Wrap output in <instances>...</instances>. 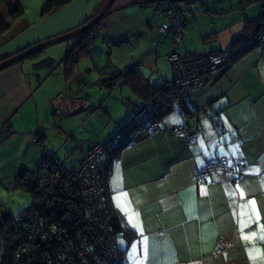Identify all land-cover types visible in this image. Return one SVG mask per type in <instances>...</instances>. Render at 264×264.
I'll return each instance as SVG.
<instances>
[{
	"label": "crops",
	"instance_id": "1",
	"mask_svg": "<svg viewBox=\"0 0 264 264\" xmlns=\"http://www.w3.org/2000/svg\"><path fill=\"white\" fill-rule=\"evenodd\" d=\"M104 1L71 0L49 15L64 16L67 25L57 30L64 33L97 13ZM238 3L241 0H226L227 6L223 2L212 5L211 0L188 3L185 0L174 3L173 0H114L99 23L98 39L72 72H64L61 59L57 63L61 76L54 75L59 83L52 93L48 87L51 75L39 72L35 78L36 70L26 71L24 60L1 69L0 127L7 122L14 134L0 146V191L16 190L18 171L32 170L39 164L41 151L28 133L44 135V151L48 154L57 157L74 154L80 158L83 152L75 141L78 129L86 126L96 112L105 113L112 125L122 117L117 116L116 120L102 109L105 97L102 99L101 92L94 98L96 102H91L92 97L83 91L86 69L94 66L99 73L133 67L153 84L169 81L172 70L164 54L173 47L174 29L180 35L177 48L184 57L194 58L210 51L229 52L260 13L257 2L246 7L241 3V8ZM173 4L178 13L172 28L159 36L157 27L163 16L158 11ZM13 24L21 25L12 31ZM22 27V22L13 21L0 35V58L57 33L46 35L38 29ZM262 46L264 40L225 68L204 76L201 84L189 93L181 91L191 112L182 116L178 104L170 102L174 110L159 121L163 132H144L138 128L127 134L129 141L124 137L125 132L122 139L112 140L120 127L130 122L133 110L128 109L127 122L95 143L106 144L112 140L110 152L118 146L110 153L107 185L110 204L122 228V232H117L121 264H264V240L260 239L261 226H264ZM101 51L112 69L96 68L94 56ZM83 58L92 63L85 70ZM92 82L101 88L95 80ZM121 87L131 92L127 86ZM59 95H63L64 101L59 107L60 114L56 115L55 99ZM135 98L138 101L133 102L135 106L151 109L150 103ZM185 123L188 129L200 130L190 143L171 133L173 125ZM55 131L71 140L63 155L59 152L61 146L51 145V138L57 135ZM121 141H125L123 146H119ZM216 157H225L230 165L242 163L241 179L233 181L232 173L215 170L204 182L196 181L197 171ZM124 231H134L135 236L127 240ZM244 236L248 239H243ZM221 241L229 247L215 254Z\"/></svg>",
	"mask_w": 264,
	"mask_h": 264
},
{
	"label": "trees",
	"instance_id": "2",
	"mask_svg": "<svg viewBox=\"0 0 264 264\" xmlns=\"http://www.w3.org/2000/svg\"><path fill=\"white\" fill-rule=\"evenodd\" d=\"M174 1L176 0H173V3ZM185 1L188 3L191 0H185ZM0 2H2L11 20L20 18L23 15L24 9L22 7L20 0H0ZM70 2L71 0H45L41 6L40 14L41 16H45V15L47 16L51 13L56 12L60 8L65 7ZM253 2H257L260 5L259 17L262 18V21H264V3H262V1L241 0V3H243L242 6H245V7L247 6V4H250ZM241 3H238L240 8L242 7L240 5ZM167 10L168 8L167 9L164 8V9H161V11H158V13H160L163 16V21L165 18L164 16L165 11ZM95 14L96 12L93 13L90 17L85 18L74 29H77L83 24H85L92 17H94ZM258 19L256 21H253V23L250 24L249 29L248 30L246 29L247 31H245L242 34V36H240V38L237 40L238 42L235 41L236 43L234 44L233 48L238 47L239 45L241 46L242 39L248 38L249 33H253V35H256L258 32L264 31V29H262L264 28V23H261ZM100 21L96 23L95 25H93L92 27H88L86 30H84L77 36L70 39L72 42L69 48L67 49V51L64 53V55L61 58L62 69L64 70L66 74L69 72H72L78 60L89 52V49L93 46L95 41L98 39L99 34L97 32V29L99 27ZM9 27H10V22L4 17L0 9V35L4 34L9 29ZM69 30H72V29H69ZM177 33L178 32H175L173 35V47L170 51H173V50L178 51L177 43H178V40L180 39V35ZM59 34H62V33H57L56 35H53V37ZM158 34L159 36L163 35V33L160 31H158ZM176 36H179V39L175 41ZM37 42L39 41H36L30 45H27L21 49L14 51L13 53H10L4 57H1L0 61L22 51L23 49ZM251 48L252 47H248L247 49L239 50L238 52L234 54V56L239 57L241 54H243L245 51ZM210 52L212 53V52H217V51H210ZM168 53L169 51L164 54L165 59ZM35 56L36 55H32V57H35ZM235 57L233 58L235 59ZM184 58H187V57H184ZM230 60H232V58ZM167 61L168 63H170L169 60ZM169 65L171 68V64ZM172 78H173V71H172ZM162 81L168 82L167 80H162ZM95 84L101 86V88L104 90L105 98H106V95L113 93L116 87L127 86L132 94L144 100L145 102L151 104V109L147 108L146 106L145 107L150 111L152 118L156 122H158V124H160L159 121L163 117H166V115L170 114L174 110V107H171L169 105L170 102L178 104V107H179V110L182 116H186L191 112V110L188 108L186 97L181 92L182 88H176L172 86L165 88V87H162L159 83L153 84L152 82H150L149 79L143 76L141 71L134 69L133 67L124 68L122 70L115 69L110 72H99L97 73ZM127 101L129 100H126L124 102L126 107H127ZM130 104L133 105V102L130 101ZM102 109L104 110L103 107ZM129 123L130 122L126 123L125 125H122L120 127V130L114 134L113 138L115 137L116 134H119L122 131L125 132L126 134L124 137L128 138V136L131 135L132 132H134V130L139 128L137 127L138 125H132L128 127L130 125ZM185 125L187 124L185 123ZM33 138H34L33 140L31 138L30 139L36 146H38V148L41 151V157L39 160V164L36 168L32 170L21 169L20 171H18V174L16 175V178H15V188L16 189L21 188L23 190L29 191L32 195L31 203L25 210H23L22 212H19L17 216H12L11 213L3 205L0 204V211L2 212L1 218H3L2 224H3L4 232L6 233L5 240H7V243H8L6 245L0 242V264H46L44 260H42L43 256L37 255L34 260H31V259H28V255L30 254L28 255L23 254V252L25 251L27 252L31 250L32 252L34 251L33 253H35V248H34L35 239L32 237H27L26 236L27 232H26V235H24V237H20V234L14 231L13 221L16 222L19 215L22 213L24 214L27 211H33L34 212L33 227H37L39 230L41 229L42 230L41 232L44 233V236L46 238L49 237V239L56 238L57 234L59 233L57 232V230L58 229L60 230V227L62 228V227L67 226L69 227L70 230H76L78 228L77 223L79 222L81 224L80 228H83L82 226L83 222L81 221V218L85 217L86 212L85 210H83L78 214L74 213L76 211L75 209L76 206L74 205L79 206L76 202L80 200V196H79L80 193H78L75 190L74 186L71 184L72 182L70 183V180H69V182H67L66 184L60 183V182L54 184V181H53L52 182L53 186H48L46 182L47 180H49V175L52 174V171H54V174H52V176L54 178H57V176L61 172L63 173L70 169H76L79 166L78 164L86 157V154L91 148L94 147V145L82 151L83 152L82 156L78 158V160H76L71 166L65 167L61 163L60 157H57V155L48 154L44 151L45 142H44V135L42 133L34 134ZM120 139H122V137ZM126 140L129 141V138ZM125 141L123 142L121 141L119 146H123ZM106 144H100L104 146V150H103V154L97 159V164L99 165V168L102 171V174L99 176V180L100 182H102V185L100 184V193H101V201H102L103 210H104V216L107 220V223H106L107 229L109 230V235L113 237L117 245V234H118L117 232L118 231L122 232V228L119 225V220H118L119 217L114 212V210L112 209V205L110 204L111 203L110 202V199H111L110 189L107 183H108V176L110 173L111 162H112L110 159V156H111L110 153L116 151L118 146L112 149V151L110 152V149L112 148V146L109 149V147H107ZM45 157L47 159H55L58 165L51 164L50 162H45V160H43ZM64 158L67 159L68 156ZM101 159H102V164L100 163ZM105 163H106V166H104ZM232 165L233 164L231 165L228 164L227 166L229 168ZM41 186L43 188L46 187L45 194L41 192L40 190ZM38 196H41V197L38 198ZM23 228L26 231H30L29 226H23ZM24 230H21V233L24 232ZM123 234L126 235L127 240H131L135 236L134 231H124ZM0 235H1V231H0ZM2 235H3V232H2ZM84 237H85V234L80 235L79 239H83ZM86 238L87 237H85V239ZM57 245L62 248L63 243L58 241L56 244H54V246H57ZM89 250L91 254L95 253V249L92 243H90L89 245ZM75 255L76 254H74L73 257ZM121 257H122V253L120 252V256H118V260L115 261L116 263L114 264H121L120 262ZM100 260L101 262L104 261L102 257H100ZM69 262L70 261H68V263ZM72 262H73L72 264H82V262H79L77 257L72 258Z\"/></svg>",
	"mask_w": 264,
	"mask_h": 264
},
{
	"label": "built area",
	"instance_id": "3",
	"mask_svg": "<svg viewBox=\"0 0 264 264\" xmlns=\"http://www.w3.org/2000/svg\"><path fill=\"white\" fill-rule=\"evenodd\" d=\"M264 3V0H259ZM169 11V10H167ZM161 26H165V23L162 22ZM162 31V30H160ZM251 37H248L247 42L245 44L239 46V49H246L248 48L252 42H254V39L252 38L253 34L251 33ZM261 37H264L262 35ZM260 37V38H261ZM259 38V40H261ZM258 40V41H259ZM176 52V51H174ZM177 53V52H176ZM262 53H264V47H262ZM233 54V52H232ZM224 59L225 56H222ZM221 56L218 55L217 52H210L203 54L201 56L194 57L190 60L187 58H184L179 64L182 66L173 72V78L169 80L168 82L161 81L158 82L162 87H176L179 85V79H177L178 74L186 75V76H193L195 80L194 85H199L202 82V79L206 75H211L213 74L214 71H216L219 68H222L223 65H225V61ZM173 61V59H170ZM226 60V59H224ZM179 62V61H177ZM172 64V62H171ZM186 64V65H185ZM188 67V68H187ZM173 71V69H172ZM170 83V84H167ZM188 79H185L180 87L185 89V93H189L191 90L190 87L187 85ZM178 88V87H176ZM64 97L62 95H59L55 99V114L59 115L60 114V105L63 103ZM206 107H204L205 111ZM130 124L133 125H138L139 128H141L144 132H153V133H158V132H163L161 130L160 125L158 122H156L151 114L150 111L145 107H137L134 108V113L132 116V119L130 121ZM188 126L185 124H175L172 127L171 133L176 136H181L185 137L186 141L190 143L192 139L197 135V129L195 133H188ZM194 132V131H193ZM14 134V131L10 127L8 123H5L4 126L0 128V145L4 142H6L7 138L12 136ZM28 136L33 140V135L28 133ZM120 134H116L115 137L118 138ZM9 137V138H10ZM114 137V138H115ZM115 138V139H116ZM188 139V140H187ZM96 150V152H93ZM104 146L103 145H98L94 146L88 153L87 155V160L84 161V159L78 164L79 166L76 169H70L67 170L66 172H61L57 178H54L52 174H54V171H52V174L49 175V180H47L46 184L48 186H53V181L55 183H67L70 180V183L74 186L75 190L80 193V200L77 201L76 203L79 205H74L76 206L75 209L76 211L74 213H80L81 211L85 210L86 214L85 217L81 218V221L83 222V228L81 227V224L78 222L77 226L78 228L76 230H70L69 227H60L62 229L63 233H58L56 238H51L45 237L44 233L41 232L42 230L38 229L37 227H33V221L34 217L29 214L28 212H33V211H27L26 213H22L19 215L18 219L16 222L17 224V233L20 234V237H24L27 232V237H32L35 239L34 241V248H35V253L31 251H25L23 254L28 255V259L34 260L37 255L43 256L42 260L46 264H72V258L77 257L79 262H82V264H107L106 262V255L109 257L108 260L111 262H115L116 259V252L113 253L112 250H109V248L106 246L108 243L105 241V238H108V242L110 244H113L114 242L113 237L109 235V230L107 229V220L104 216V210H103V205L101 201V193H100V180L99 176L102 174L101 169L99 168V165L97 164V159L103 154ZM45 162H50L51 164L58 165L57 161L55 159H47L46 157L43 159ZM84 162V163H83ZM228 160L225 157H216V158H211L202 168H200L197 171L196 174V181L198 182H204L206 178L215 170H220L224 171L226 173H232L233 174V181H238L241 179V176L243 175L242 168L243 165L242 163H237L228 168L227 164ZM106 166V163L104 164ZM59 167V166H58ZM91 181L94 182V185L98 189L97 192L93 189H91L93 186H90V189H88V186L85 184H89ZM64 185V184H63ZM47 186V187H48ZM45 188L41 186V192L45 194ZM99 211L102 212V216H99ZM76 214V215H77ZM25 216L24 220V225L23 226H29L30 231L24 230L23 226H20V221L19 218H22V216ZM98 217V218H97ZM44 227V226H43ZM21 230H24V232L21 233ZM85 237L83 239H79L80 235H84ZM86 240V242H85ZM62 242L64 245V248H69L74 246L73 251H66L64 253H61L59 256H54L53 250H54V244L57 242ZM92 243L93 247L96 246L95 243H100L101 247L100 249H97L99 251V255L104 256V261L101 262L100 258L96 259L95 253L90 252L89 250V245ZM229 245L226 244L225 242L221 241L218 243V245L215 248L214 253L218 254L222 251H226L228 249ZM27 250V249H26ZM96 252V249H95ZM27 253V254H26ZM113 253V254H112ZM76 254L74 257L73 255ZM95 254V256H93ZM98 254V253H97ZM65 259V260H63ZM68 261H70L68 263Z\"/></svg>",
	"mask_w": 264,
	"mask_h": 264
},
{
	"label": "rangeland",
	"instance_id": "4",
	"mask_svg": "<svg viewBox=\"0 0 264 264\" xmlns=\"http://www.w3.org/2000/svg\"><path fill=\"white\" fill-rule=\"evenodd\" d=\"M191 1H193V0H191ZM211 1H212V5H215L217 3L219 5V4H221L223 2L227 6L226 0H211ZM253 1H257V0H253ZM20 2H21L22 7L24 9V13H23V15L20 18H17L15 20H11L9 18V16H8V14H7L2 2H0V9H1L4 17L10 23L13 22V21H15V23H21L22 22L23 23V27L22 28H27L26 30H32V31H36V29H38L40 33H43V34H46V35L49 34L50 32L51 33H54V32L58 33V31H57L58 29H60L61 27L63 29L64 26L67 25L66 21L64 20V16L63 15L61 17L58 16L57 18L55 16H51L52 14L48 15V16H46V15L45 16H41L40 9H41V6H42L44 0H20ZM208 3H211V2L209 1ZM254 3L255 2H253V4ZM168 10L169 11H165V14H164L165 18H164L163 22L165 23V26H161V23H160L158 25V27H157L158 31L162 30L160 32H162L163 34H165V32L168 31V29L172 28L173 20H174V18L176 17V15L178 13V9L175 7V4H173L172 7L168 8ZM258 20L261 23H264V21H262V18L259 17ZM258 24H259V22H258ZM17 25H21V24H13L12 31L16 27L17 28L20 27V26H17ZM262 29H264V28H262ZM175 32H178V31L176 29H174V33ZM177 34H179V33H177ZM250 35H251V33H249V38L251 37ZM178 39H179V36H176L175 41L178 40ZM260 39L261 40H259L257 42H255V41L252 42L249 47H252V48L256 47L257 44H259L262 40H264V37H261ZM247 40H248V38H243L242 41H241V45L245 44V42H247ZM69 42L70 41L65 40V41H62V42H59V43H55V44L49 45V46L45 47L44 49H42V51L39 54L38 58L44 57V56H52L54 58V60H55V62L50 67L40 68V69L36 70L34 72V74H33V76L35 78H36V75L39 74V72H45V73H43V75L44 74L51 75L50 76V81H49V86H48L49 87V93H52L57 88V85L59 83V82H57L58 80L55 79L54 75L55 74H59V72H60L61 68L58 66L57 63L60 61L61 57L63 56V54L65 52V49L68 46L67 44ZM262 47H264V46H262ZM235 48L238 49L239 47H235ZM235 48H233L231 51L226 52V53H221V52L218 53V55L221 56V58H222V56H225L224 59H226V60H224L222 58L223 61H225V65H226V63H230L233 60H235L236 58H238V57H235L234 54L229 56L230 53L233 52V50H236ZM174 51H176V50L170 51L168 53V55L166 57V60H169V62H170L169 64H171V62H172L171 69H173V72L175 73V71H177L182 66L179 63L184 59V56L179 53V50L176 51L177 53L174 52ZM206 53L207 52H203L202 54H199L198 56H201V55L206 54ZM99 54H101V55H99ZM233 57H235V59ZM94 58H95L94 60H95V64H96L95 66H96V68L98 70L101 71L103 69H105V70L112 69L110 64L105 59L106 57L104 56V51L96 53ZM192 58L188 57L187 59L190 60ZM229 58L230 59L232 58V60H230ZM170 59H173V61H171ZM34 61H35L34 58H26V59H24V63H25V67L24 68L26 69V71L30 72L31 70H33L31 65H32V62H34ZM177 61H179V62H177ZM90 64L92 65V63L89 62L88 58H83L82 65H84V70L86 69V67L90 66ZM225 65H223V67ZM90 68H91V70H87L86 69V73L87 74H85V75H87V76H86V82H83L84 83L83 84V88H84L83 91H85L87 94L90 95V97H92L91 98V102H92L99 92H101L102 99H103L105 97V94H104L105 92L103 91L102 88H99L98 86H94L93 85L94 83L92 81H94L97 78V72L98 71L94 68V66H90ZM222 68L217 69L216 71L213 72V74L216 73L217 71H219ZM59 75L61 76V74H59ZM171 82H172V80H171ZM167 84H170V83H167ZM194 84L195 83H193V85H191L189 90H192V88L197 86V85H194ZM176 87L182 88V87H179V85L176 86ZM182 90L185 91L184 88H182ZM128 99H129V101H127V107H126L124 102L126 100H128ZM84 100L87 101V99H84ZM96 100L97 99H95V101H93V102H96ZM130 101L131 102H135V101H137V99L135 98V96L131 92H129L126 88H123L121 86H118L117 89H115V91L113 93H111L110 95L106 96V98L104 99V101L102 103V107L105 110H107L108 113L112 114V116H114V118H116V120L118 119L117 116H122V117L120 119H118L119 121H117V123L115 125L114 124L112 125V124L109 123V117L105 113L100 112L98 114L96 112L95 115L92 116L86 122V126H84L81 129H78L76 131V133H75L76 134L75 135V141H76L77 144H79L78 146H81V147H79L80 150L84 151V150L88 149L89 147H91L95 143H99L102 140V138H104L108 134H110V133L112 134L116 129H119V127L121 126V124L123 122L124 123L127 122L125 120L127 119L128 114L130 112V110H128V109H132L133 113H134V107L135 108L143 107V106H135L134 103L132 105V104H130ZM98 103H99V100L93 106L95 107L96 105H98ZM174 114H176V113H174ZM131 119H130V121H131ZM4 124L5 123H3L2 126H4ZM132 125L133 124H130L128 127H130ZM139 129L142 130L141 128H139ZM195 132H196L195 128L188 130V133H195ZM123 133L124 132L122 131V132L119 133L120 136H118V138L115 137L116 141L118 139H120L125 134V133L124 134ZM199 133H200V130L198 129L197 133H195V135L196 134L198 135ZM55 134H57V135H54L52 138L50 137L51 138V145L53 147H56V148L58 147L57 145L61 146L62 148L61 147L59 148L60 149L59 152L62 154V153H64V149H67V146L71 144V140H69V137L64 136L63 134H58L57 132ZM9 137L6 140H8ZM195 137L192 139V141L195 139ZM115 138L112 137V140H115ZM112 140L109 141L106 144L107 147H109V149L114 144ZM4 143H6V142H4ZM4 143H2L0 146H2ZM98 145H100V144H97L96 146H98ZM89 151H88V153H89ZM93 152H96V150H94ZM78 153L80 155V152H78ZM88 153H87V155H88ZM87 155L84 158V161L87 160ZM77 159H78V157H76V155H74V154L69 155V157L67 159L64 158L63 156L60 157V161L63 164V166H65V167L71 166ZM100 163L102 164V159L100 160ZM85 185L88 186V189H90V186H93L91 189H93V190H95L97 192L98 185L96 187L94 185L93 181H91L89 184H85ZM101 185H102V182H101ZM40 197L41 196H38V198H40ZM31 198H32L31 193L29 191L23 190L21 188L16 189V190L3 189V190L0 191V204L3 205L11 213L12 216H17V214L19 212H22L23 210H25L30 205ZM28 213L31 214L32 216H34V212H28ZM1 215H2V212L0 211V231H1L0 242H2V243L7 245L8 244L7 240H5L6 233L4 232V228H3V224H2L3 223V218H1ZM101 216H102V212L99 211V216L98 217H101ZM24 220H25V216L24 215L22 216V218H19V221L21 223L20 226L24 225ZM17 224H18V222L13 221V228H14V231L16 233H17ZM2 232H3L4 236L2 235ZM57 232L63 233L62 229H60V230L58 229ZM104 240L107 241L106 243H108V244L106 246L109 248V250H112L113 253L116 252L115 261H117L118 260V256H120V252H119L118 246L116 245V242L114 241V242H112L113 244H110V242H108V238H105ZM95 244H96V246H94V249H96V252H95L96 256H95V254H93V256H95L96 259H98L100 257H102L104 259V256L99 255V251L97 250V249L102 248L100 246L101 244L100 243H95ZM64 245L65 244H63L62 248L59 247L58 245L54 247V250H53L54 256H59L61 253H64V252L68 251V249H69V251H73L74 250V246L69 247V248H64ZM108 259H109V257L106 255V261H107L106 263L107 264L116 263V262H113V261L111 262ZM56 264H60V263H56Z\"/></svg>",
	"mask_w": 264,
	"mask_h": 264
},
{
	"label": "water",
	"instance_id": "5",
	"mask_svg": "<svg viewBox=\"0 0 264 264\" xmlns=\"http://www.w3.org/2000/svg\"><path fill=\"white\" fill-rule=\"evenodd\" d=\"M113 1L114 0H105L104 3L102 4V6L100 7V9L95 14V16L92 17L89 21H87L84 25L80 26L79 28L72 29L70 31L59 34L57 36L50 37V38L44 39L42 41H39V42L23 49L22 51L14 54L10 57H7L6 59L1 60L0 61V70L11 65V64L18 62V61H23L26 58H31L32 55H36L35 57H32L35 59V61L32 62V65H31L33 70H37V69H40L43 67H50L55 60L52 56H44V57L38 58L42 49H44L45 47H47L49 45L71 39V38L77 36L78 34H80L81 32H83L84 30H86L88 27H92L93 25L98 23L102 19L103 15L112 6ZM36 76H38V74Z\"/></svg>",
	"mask_w": 264,
	"mask_h": 264
},
{
	"label": "bare ground",
	"instance_id": "6",
	"mask_svg": "<svg viewBox=\"0 0 264 264\" xmlns=\"http://www.w3.org/2000/svg\"><path fill=\"white\" fill-rule=\"evenodd\" d=\"M262 35H264V31H262V32H258L256 35H253L252 38H256V39H254V41L257 42V41L259 40V38H260ZM239 50H240L239 48L236 49V50H233V54H235V53L238 52ZM231 55H232V53H230L229 56H231ZM177 79H179V81H180V82H179V87H180L181 83H182L185 79H188V83H187L188 86H191V85H193V83H195V81H194V77H193V76H186V75L178 74V75H177Z\"/></svg>",
	"mask_w": 264,
	"mask_h": 264
},
{
	"label": "snow or ice",
	"instance_id": "7",
	"mask_svg": "<svg viewBox=\"0 0 264 264\" xmlns=\"http://www.w3.org/2000/svg\"><path fill=\"white\" fill-rule=\"evenodd\" d=\"M126 195V194H125ZM251 203L253 204V205H255V201H251ZM259 215V213L257 212V216ZM129 220L130 221H132V217L131 216H129ZM135 226V225H134ZM261 228H262V233H261V236H260V239L261 240H264V226H261ZM253 237H255V233H253ZM243 239H248V237L247 236H244V237H242ZM262 254H264V253H262ZM250 255H251V253H250Z\"/></svg>",
	"mask_w": 264,
	"mask_h": 264
},
{
	"label": "clouds",
	"instance_id": "8",
	"mask_svg": "<svg viewBox=\"0 0 264 264\" xmlns=\"http://www.w3.org/2000/svg\"><path fill=\"white\" fill-rule=\"evenodd\" d=\"M238 47H239V46H238ZM246 49H247V48H246ZM206 76H207V75H206ZM203 78H204V77H203ZM171 79H172V78H171ZM171 79H170V80H171ZM165 88H166V87H165ZM181 91H182V90H181ZM182 92L185 93L184 91H182ZM62 96H63V95H62ZM129 124H130V123H129Z\"/></svg>",
	"mask_w": 264,
	"mask_h": 264
},
{
	"label": "flooded vegetation",
	"instance_id": "9",
	"mask_svg": "<svg viewBox=\"0 0 264 264\" xmlns=\"http://www.w3.org/2000/svg\"><path fill=\"white\" fill-rule=\"evenodd\" d=\"M84 25V24H83ZM68 41H70V43L72 42L70 39H68Z\"/></svg>",
	"mask_w": 264,
	"mask_h": 264
}]
</instances>
